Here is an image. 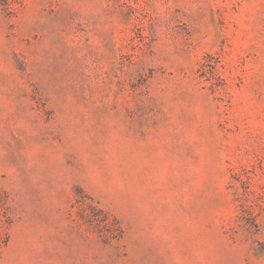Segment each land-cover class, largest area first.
Segmentation results:
<instances>
[{
  "label": "rangeland",
  "instance_id": "rangeland-1",
  "mask_svg": "<svg viewBox=\"0 0 264 264\" xmlns=\"http://www.w3.org/2000/svg\"><path fill=\"white\" fill-rule=\"evenodd\" d=\"M0 264H264V0H0Z\"/></svg>",
  "mask_w": 264,
  "mask_h": 264
}]
</instances>
